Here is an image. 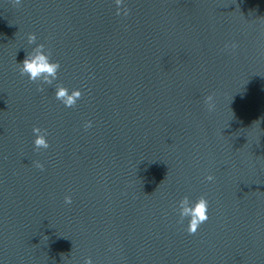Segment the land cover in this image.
<instances>
[{
    "label": "water",
    "instance_id": "95a60500",
    "mask_svg": "<svg viewBox=\"0 0 264 264\" xmlns=\"http://www.w3.org/2000/svg\"><path fill=\"white\" fill-rule=\"evenodd\" d=\"M124 2L0 0V264H264V0ZM32 32L61 65L43 92Z\"/></svg>",
    "mask_w": 264,
    "mask_h": 264
},
{
    "label": "clouds",
    "instance_id": "9594fccd",
    "mask_svg": "<svg viewBox=\"0 0 264 264\" xmlns=\"http://www.w3.org/2000/svg\"><path fill=\"white\" fill-rule=\"evenodd\" d=\"M14 7L22 6V0H12ZM116 15L127 17L130 14V9L125 4L124 0H115ZM27 41L30 45L35 44V47L28 52L25 59L19 65V73L21 76H27L29 81L37 84V91L43 92L45 85H53L54 81L58 78L60 70V62L51 59V49H46L45 44H37V36L34 32L28 33ZM237 45L233 42L231 45L225 44V48H235ZM82 92L79 89H71L64 87L61 84L55 86V99L61 102L67 108H74L77 102L82 98ZM204 104L207 111L211 112L215 108L214 96L209 94L204 97ZM92 127V121L88 120L83 124L85 130ZM32 132L34 134V151L47 150L50 147L49 140L47 139V129H42L39 126H33ZM34 166L41 171L44 170V164L39 160L32 162ZM206 180L212 181L214 177L208 175ZM66 205L72 203V197L66 195L64 197ZM178 223L183 224L187 219L186 231L190 235H195L200 226L209 220V202L205 196H200L197 200L192 201L185 195L178 201ZM84 264H93L91 257H86Z\"/></svg>",
    "mask_w": 264,
    "mask_h": 264
}]
</instances>
